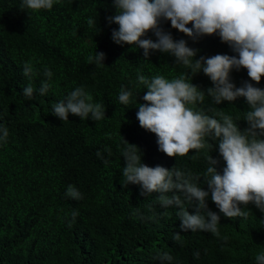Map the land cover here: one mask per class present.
<instances>
[{
    "label": "trees",
    "instance_id": "1",
    "mask_svg": "<svg viewBox=\"0 0 264 264\" xmlns=\"http://www.w3.org/2000/svg\"><path fill=\"white\" fill-rule=\"evenodd\" d=\"M115 14L112 0H54L50 10L38 12L22 8V0H0V126L9 133L6 142L0 140V264H256L255 257L264 254V219L254 205H241L246 218L220 214L216 236L182 230L178 207L161 206L160 193L141 195L140 185L122 184L124 140L138 147L142 163L190 172L205 191L206 157L219 161L218 171L224 166L211 137V149L165 158L155 135L136 119L146 91L138 73L169 80L192 75L205 98L190 107L214 118L223 113L234 120L250 109L243 97L217 105L206 93L213 85L203 71L192 74L168 53L150 50L145 59L138 46L114 43L111 33L118 25L107 18ZM89 18L96 24L89 26ZM161 26L197 49L194 59L236 55L216 35L193 41L170 21ZM143 38L156 39L151 31ZM94 52L105 54L104 65L88 62ZM29 60L37 70L31 78L36 89L47 79L44 69L52 71L45 95L23 94L29 78L22 66ZM230 78L236 87L248 81L264 89V77L256 84L243 68L233 69ZM80 86L104 106L103 119L69 114L62 121L52 114V105ZM122 86L132 92L128 105L118 101ZM68 185L82 199L67 197ZM206 203L219 214L210 193ZM184 207L195 214V201ZM73 210L79 215L69 227ZM165 252L171 261L159 258Z\"/></svg>",
    "mask_w": 264,
    "mask_h": 264
},
{
    "label": "clouds",
    "instance_id": "2",
    "mask_svg": "<svg viewBox=\"0 0 264 264\" xmlns=\"http://www.w3.org/2000/svg\"><path fill=\"white\" fill-rule=\"evenodd\" d=\"M58 2V0H55ZM115 15L108 17L109 23L118 25L113 29L111 38L118 45H136L143 49L147 59L150 50L168 53L176 62L188 67L192 74L201 70L212 82L206 93L218 105L222 101L232 102L243 97L249 106L244 116L219 113L215 118L202 110H194L197 102L205 98V91L191 83L192 75L181 73L171 80L163 75L151 78L137 75L139 85L146 91L142 97L144 103L138 105L136 119L139 126L155 135L158 150L165 158L185 156L190 151L211 149L208 137L213 145L217 141L219 156L224 166L217 170L219 161L211 155L206 157L208 167L205 181L208 191L199 186V177L190 172L172 167L170 170L155 166L149 167L141 162L140 150L134 144L125 141L122 149L125 161L122 184L140 185L141 195L158 192L159 203L163 207L176 206L179 211L182 230H201L219 236L218 223L220 214L224 217H247L241 205L252 204L264 219V89L244 81L236 87L230 78L235 69H246L250 81L259 84L264 77V0H112ZM54 0H22V8L34 12L50 10ZM163 21H170L173 29L183 33L193 41L202 36L216 35L226 43L236 55L216 54L210 57L200 56L194 59L197 49L187 45L184 39L174 40L166 32ZM89 26L96 20L89 18ZM191 24V27L188 25ZM151 31L155 40L143 38ZM105 54H89V63L104 65ZM38 62V61H37ZM23 75L29 78L23 89L25 97L31 98L34 92L45 95L50 88L48 80L52 71L44 69V76L39 89L33 86L31 78L37 70L32 60L22 66ZM132 92L123 86L118 95L122 105H128ZM52 114L60 120H68L72 114L87 119L91 114L94 121L105 117V108L101 103L93 102V97L83 86L76 87L65 100L52 105ZM0 140L6 142L9 135L7 127L0 126ZM145 148V146H143ZM139 150V152H138ZM191 154V152H190ZM100 152L97 156L100 157ZM197 158V157H193ZM105 165L109 162L104 160ZM172 192L171 196L167 193ZM211 200L219 210L211 211L206 199ZM181 194L183 199L181 198ZM65 195L75 200L82 199L80 192L68 185ZM185 201L196 202L195 214H190L184 207ZM79 212H71V227ZM175 239L180 235L174 234ZM198 255V253H197ZM171 261L172 256L165 252L159 257ZM256 264H264V254L255 257Z\"/></svg>",
    "mask_w": 264,
    "mask_h": 264
}]
</instances>
